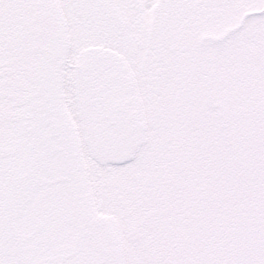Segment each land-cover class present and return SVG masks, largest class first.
<instances>
[{"label":"snow or ice","instance_id":"obj_1","mask_svg":"<svg viewBox=\"0 0 264 264\" xmlns=\"http://www.w3.org/2000/svg\"><path fill=\"white\" fill-rule=\"evenodd\" d=\"M0 264H264V0H0Z\"/></svg>","mask_w":264,"mask_h":264}]
</instances>
